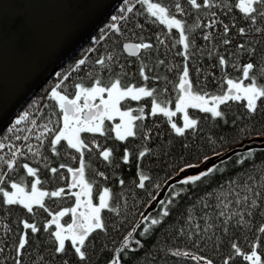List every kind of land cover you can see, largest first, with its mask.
<instances>
[{"label": "trees", "instance_id": "obj_1", "mask_svg": "<svg viewBox=\"0 0 264 264\" xmlns=\"http://www.w3.org/2000/svg\"><path fill=\"white\" fill-rule=\"evenodd\" d=\"M152 2L169 8L170 15L182 21L187 49L180 42V30L162 24L141 0H121L0 129V188L4 190L0 192V264H17L18 260L20 264H111L118 253L121 264H207L208 260L224 264L229 257V264H251L233 244L244 254L255 250L264 255V233L259 231L264 227V102H257L253 114L246 100H228L219 106L224 113L220 117L188 107V117L197 121L196 127L185 129L183 135L172 127L173 123L184 127L185 113L177 110V103L185 68L192 91L206 95L209 101L228 94L229 79L247 84L242 76L247 63L256 65V82L264 86V15L258 12L253 21L237 7L239 0H209L210 6L198 0L200 9L192 7L190 0ZM176 4L183 10H177ZM129 7L132 12L127 11ZM129 40L151 47L129 55L123 46ZM81 59L85 64H78ZM97 79L105 87L120 79L122 88L143 87L153 91V96L125 97L119 102L121 109L141 117L133 121L134 136L120 140L116 122L108 118L103 122V134L80 133L88 145L83 162L85 179L92 185V203L99 204L105 188L112 197L110 207L101 212L105 228L88 236L81 260L70 240L65 241V252L56 251L57 225L51 223L65 209L69 211L59 217V224L67 229L75 220L71 209H77L75 193L80 187L72 186L73 172L81 162V153L66 140L52 150L63 114L51 91L59 85L58 90L73 97L76 85L93 87ZM153 102L175 115L153 114ZM25 112L28 117L15 124L14 119ZM23 126L30 138L37 135L33 139L36 145L21 146L17 127ZM106 149L112 151L109 160L100 155ZM141 152L145 153L142 157ZM204 156L211 161L179 171ZM10 160H15L12 167L8 166ZM25 164L36 169V176L28 173ZM212 164L218 166L216 172L195 183H181ZM141 174L149 177L145 188L139 187ZM37 178L40 192L63 189L62 194L43 197V207L33 203L31 212L23 204H7L4 192L11 193L13 183L30 192ZM165 208L168 216L163 215ZM152 219L160 223L151 225ZM25 222L38 231L25 228ZM25 234L28 243L18 251ZM177 251L190 255L176 256ZM192 256L205 259L197 261Z\"/></svg>", "mask_w": 264, "mask_h": 264}, {"label": "snow or ice", "instance_id": "obj_2", "mask_svg": "<svg viewBox=\"0 0 264 264\" xmlns=\"http://www.w3.org/2000/svg\"><path fill=\"white\" fill-rule=\"evenodd\" d=\"M127 2V0H125ZM143 4L147 5L148 12L151 13L153 17L159 19L162 24H166L169 29L176 28L180 30L181 35V43L184 44V48L187 49L189 46L188 37L184 35V24L181 20L176 19L174 16L170 15L169 8L162 6L160 3H153L152 0H141ZM205 4L210 6L209 0H204ZM190 4L195 9H200L202 4L198 2V0H190ZM177 10L182 11L181 6L179 4L175 5ZM237 7L248 16L253 21L256 19V14L258 12L261 15H264V12H261V8L264 7V0H239V4ZM132 8H127L128 12H132ZM117 19L116 16L112 17V20L115 21ZM113 28H117L115 23L112 25ZM225 31L228 30L227 25L224 26ZM117 31L119 29L117 28ZM241 32L244 29H240ZM207 38V37H205ZM227 43V41H225ZM133 55L137 54L139 49L149 48L151 47L148 44H139V45H125ZM225 61L221 57V63ZM96 63L103 65V60H97ZM79 65L85 64V60L81 59L78 62ZM256 65L253 63H247L242 69V76L244 80H248L249 82L245 84L243 80L237 82L235 80L229 79L227 84L229 85L228 94L223 96H213L211 97V101L206 97V95H199L192 91V84L189 80V73L187 68L184 69L183 77L180 81L179 88L182 92V95L179 97V101L177 103V110L182 111L185 113V123L184 127H177L175 123L172 124V127L175 131L181 135L184 134L185 129H192L195 128L197 125V121L194 119H190L188 117L187 109L188 107L193 108H200L204 112H210L216 117H220L224 115L222 111L219 110V106L224 104L228 100H246L247 101V108L251 113H256L257 111V102L262 101L264 102V86H258L255 78V69ZM57 75H60L57 73ZM67 77H65L66 79ZM147 79V77H144ZM59 85L57 88H53L51 91V96L54 100H56L59 104V108L63 114V128L60 130L59 134L55 136V139L52 141L53 144V151L55 152V145L59 144L62 140H67L68 145L71 148L76 149L78 152L81 153V162L80 167L73 172V187L79 185L80 192L75 193L77 197V208L81 206L80 197L86 196L88 197L87 201L85 202V207L88 209L87 213H80V222L77 223L75 220L73 224H70L67 229H64L63 225L59 224V217H62L68 213V209L57 214V216L52 220L51 223L57 225V231L55 232V238L58 241V247L56 249L57 252L63 253L65 252V241L70 240L72 246L75 247V252L79 255L80 259L83 260L85 258V251L82 250L85 241L88 239V236L97 229H104L105 225L103 223L101 212L104 209H108L110 207L109 201L111 200V193L110 190L105 188L103 193L99 196V204L94 205L91 200V191L92 185L88 183L85 179V165L83 162V153L84 150L88 147L84 143L83 140L80 139L81 132H99L103 134V122L105 118L111 119L112 113H118L122 121L124 118L127 120L123 124V132L121 131L122 125H117L116 134L120 140L126 139L128 136H134L136 133L133 131V121L137 119H141L138 116H132L131 112H123L120 113L119 109L117 108V104L120 99H123L126 96H131L132 99H140L141 96L151 97L153 96V91H150L146 88H135V87H121L120 79H116L114 82L110 83L109 86H101L100 80L97 79L95 81V86L93 87H84L82 84L76 85L78 91L75 94L74 99H70L68 95L63 94L62 91L58 90ZM104 93H107L108 99H104ZM97 96L100 98V105H94L91 103ZM83 98V104L80 103L81 99ZM101 105L103 107H101ZM87 110V111H85ZM157 111L164 113L166 116H173L175 115L174 112L161 107L160 104L153 102L152 112L155 114ZM28 113L25 112L17 121L16 124H19L22 120L28 117ZM11 130V129H10ZM0 147H3L0 144ZM97 147H99L97 145ZM145 153L141 152L140 156H144ZM215 155H219L218 153H214ZM103 156L104 160H109L112 156L111 149H106L100 153ZM253 152L250 150L248 152V156L251 157ZM124 160L127 162L128 156L125 155ZM211 157L204 156L196 163H187L182 168L179 169L180 172H185L187 169H196L199 168L202 163L210 162ZM15 164V160L8 161V166L12 167ZM27 168L28 173L31 176H36V169L29 167L27 164L23 166ZM63 167V165H61ZM218 170V166L212 164L211 167H208L205 171H201L195 175H189L185 179L181 181L182 184H190L195 183L197 181H201L202 178H206L210 174L216 172ZM57 169H52V172H56ZM72 171V169H69ZM103 175V173H100ZM78 176V179H77ZM149 177L143 174L140 175V182L139 187L145 188L144 181L148 180ZM39 178L36 179L35 184L31 187V194L26 193L25 189L20 185L13 183L12 188L16 189V192L9 193L4 192V196L6 198V202L9 205L12 204H23L29 212L32 211V204H39L43 207V197L51 195V196H60L63 192V189L59 191H54L51 193L47 192H40L36 188V184H39ZM121 184L124 183L123 180L120 181ZM4 190L0 188V192ZM179 195V193H176ZM255 195V193H254ZM163 204V201H160ZM171 203V201H169ZM73 215L76 214V209H71ZM164 216H168L169 212L167 208H165L163 212ZM223 215V213H221ZM160 221L157 219L151 220V225H157ZM50 226V225H49ZM25 228H30L33 232L38 231L34 224H28L25 222ZM148 229H145L147 232ZM261 233H264V227L259 229ZM67 233V234H66ZM28 243L27 234L21 237L19 244H18V251L25 248V245ZM139 243V241H137ZM233 248L236 249L237 253L242 256L243 260L250 261L251 264H264V255L260 254L258 251H251L250 254H244L240 252V249L237 245L233 244ZM176 256H189L188 252H180L177 251L174 253ZM193 260L202 261L204 257L192 256ZM231 257L225 260L224 264H229ZM17 264H20L19 260ZM111 264H121V258L119 253L117 257L111 261ZM207 264H213L211 260L207 261Z\"/></svg>", "mask_w": 264, "mask_h": 264}, {"label": "water", "instance_id": "obj_3", "mask_svg": "<svg viewBox=\"0 0 264 264\" xmlns=\"http://www.w3.org/2000/svg\"><path fill=\"white\" fill-rule=\"evenodd\" d=\"M120 1L0 0V129Z\"/></svg>", "mask_w": 264, "mask_h": 264}, {"label": "rangeland", "instance_id": "obj_4", "mask_svg": "<svg viewBox=\"0 0 264 264\" xmlns=\"http://www.w3.org/2000/svg\"><path fill=\"white\" fill-rule=\"evenodd\" d=\"M53 88H55V87H53ZM138 89V88H137ZM126 97H131V96H126ZM70 99H74L75 98V95L73 96V97H69ZM125 98V97H124ZM104 99L105 100H107L108 99V95H107V93H104ZM121 100V99H120ZM120 100H119V102H120ZM92 102V104H99L100 105V98H99V96H97L93 101H91ZM119 102H118V104H117V108L119 109V112L120 113H123V112H129V111H127V110H124V109H121L120 108V106H119ZM80 103L81 104H83V98L81 99V101H80ZM58 106H59V104H58ZM101 107H103L102 105H101ZM24 113H22L20 116H22ZM20 116L19 117H17L16 119H14V123L16 124V121L20 118ZM63 116V115H62ZM111 119H113L115 122H116V124H115V130H116V128H117V125H122V127H121V131L123 132V124H124V122L127 120V118H124V121H122V118H121V116L118 114V113H116V112H113L112 113V118ZM185 120V119H184ZM184 123H185V121H184ZM10 127V126H9ZM17 128H19V132H18V134H17V138L19 139V140H21L22 141V143H21V146L23 147L25 144H27V145H36L35 144V141L33 140V139H36L37 138V135H35L34 137H32V138H30V132H29V130L28 129H25V126H23V128L22 129H20V127H17ZM62 128H63V117H62V123H61V127H60V129H59V131H58V133L56 134V135H58L59 134V132H60V130H62ZM11 130L12 131H14V132H17V129L16 128H12L11 127ZM67 141V140H66ZM0 144H2V142L0 141ZM3 145V144H2ZM1 148V147H0ZM39 191V190H38ZM14 192H16V189H14L11 193H14ZM26 193H28V194H31V191L30 192H26ZM84 197H85V201H84ZM84 197H82L81 199H80V201H81V206L80 207H78L77 209H76V214H75V221L77 222V223H79L80 222V216H79V214L80 213H87L88 212V209L84 206L85 205V202L87 201V199H88V197H86V196H84ZM68 227V226H67ZM67 234V233H66Z\"/></svg>", "mask_w": 264, "mask_h": 264}, {"label": "flooded vegetation", "instance_id": "obj_5", "mask_svg": "<svg viewBox=\"0 0 264 264\" xmlns=\"http://www.w3.org/2000/svg\"><path fill=\"white\" fill-rule=\"evenodd\" d=\"M95 105H99V104H95Z\"/></svg>", "mask_w": 264, "mask_h": 264}]
</instances>
